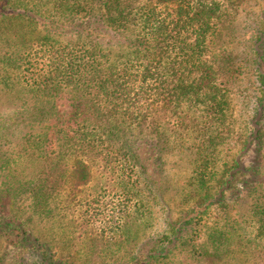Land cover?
I'll use <instances>...</instances> for the list:
<instances>
[{
  "label": "trees",
  "instance_id": "obj_1",
  "mask_svg": "<svg viewBox=\"0 0 264 264\" xmlns=\"http://www.w3.org/2000/svg\"><path fill=\"white\" fill-rule=\"evenodd\" d=\"M49 1L56 12L28 0H0V23L14 27L10 30L17 37L4 61L16 70L10 79L14 97L21 102L0 109V169L11 128L28 123L44 125L39 144L44 152L40 155L44 157L42 171L36 172L37 180L30 190L34 207H46L60 189H67L70 200H75L81 194L86 197L89 187H103L109 172L103 162L108 158H117L122 171L129 166L130 172L123 173L127 181L143 179L151 186L153 173L139 152H162L170 146L168 137L157 132L160 118L168 122L169 117H175L181 133H196L202 138V150L210 152L212 146L227 141L222 131L232 116L233 97L242 102V124L235 132L238 151L264 157V2ZM251 2L248 11L252 18L242 26L239 14L245 8L241 3ZM37 27L43 36L35 44L30 34ZM8 109L12 110L6 114ZM53 149L58 158L51 157ZM203 158L196 178L205 186L209 179L206 173L215 172V162L206 154ZM231 161L213 178L216 190H207L197 204L199 208L213 198L226 208L228 199L239 191L237 181H243L248 194L261 185L257 175L264 165L260 167L259 155L255 165L242 164L238 156L237 161ZM3 163L2 168L6 161ZM124 178L119 177L117 183L127 185ZM6 190L0 193V238L6 247L16 248L14 262L78 264L74 256H61L50 241L26 229L15 212L10 190ZM251 210L260 219L255 223L258 229L264 228L263 204L252 205ZM123 211L124 207L119 210ZM204 212L205 208L195 212L198 215L181 226L201 220ZM91 214L86 209L74 221H79L81 236L98 248L116 229L109 221L93 228V217L97 216L93 214L91 220ZM167 224L169 233L156 235L147 248L120 264H162L169 249H181L182 237L176 235L170 220ZM241 230L227 224L209 235V244H189L185 249L189 264H258L254 263L257 242ZM4 256L0 255V264ZM88 264L111 263L99 260Z\"/></svg>",
  "mask_w": 264,
  "mask_h": 264
},
{
  "label": "rangeland",
  "instance_id": "obj_2",
  "mask_svg": "<svg viewBox=\"0 0 264 264\" xmlns=\"http://www.w3.org/2000/svg\"><path fill=\"white\" fill-rule=\"evenodd\" d=\"M28 2L46 11L56 12L49 0H28ZM258 2L263 4L264 0H258ZM250 4L252 2L241 3V7L245 8V12L239 14V22L242 26H247L252 18L248 11L252 9ZM254 10L256 11L255 8ZM259 11L260 7H257L256 12L259 13ZM10 29L14 27L0 23V109L7 105L13 108L21 103L14 97L15 93L10 79L16 70L4 61L17 43V37ZM35 29L30 35H33V40L37 44L39 38L43 36V31L40 27ZM235 47H237L236 43L233 48ZM241 104L238 97H233L232 116L227 127L222 131L227 141L212 146L210 152L202 150L204 148L200 145L203 143L202 138L196 137V133L190 130H184L181 133L183 129L175 117H169L168 122L161 120V117L157 124H162L157 128V132L168 137L170 146L162 152H146V149L139 152L143 163L148 165L153 173L151 176H154L155 181L151 183V186H147V181L143 179H139L138 182L127 181L123 173L130 172L129 166L126 165L122 171L120 167L122 164L117 158H108L105 160L106 163L103 162V164H108L109 168V172L105 173L107 183L103 187L99 189L89 187L86 190V197L81 194L75 200H70L67 189H60L48 200V205L42 208L33 206L30 190L36 183V172L41 170L44 160V157L40 158L44 152H40L39 147L40 134L44 131V125L28 123L12 127L9 131V143L3 148L4 158L6 157L3 162L6 161V165L2 168L4 163H1L0 193L4 194L6 189L10 190L15 202V212L27 230L34 236L50 241L53 250L61 256H74L78 264L94 263L99 260H105L111 264L128 261L133 254H139L141 250L147 248L150 239L163 232L169 233L167 227L169 220L175 225L178 231L176 235L182 237L183 243L181 249L178 247L169 249L167 257L161 260L162 264H189L188 252L185 250L189 248V244L195 241L197 245L209 244V235L227 224H233L237 229L242 227L240 233H248L250 238L257 242V247L254 249V263L259 262L260 264L264 262V228L258 229L255 223L260 219L253 214L251 208L252 205L263 204L264 206V169L262 173H257L261 185L258 186L256 192L248 194L241 180L237 181L239 191L228 199L226 208L219 206L214 198L207 201V205L203 208L197 205L207 190L208 192L216 190V181L213 178H217L220 172L226 169L225 166L231 164L232 159L237 161V156L242 164L250 162L255 165L259 155L261 162L259 165L260 167L264 165V157L261 158V154L238 151L239 144L236 141L235 132L242 124ZM11 110L8 109L6 114ZM182 112L181 114L184 115L185 111ZM252 113H254L253 108ZM189 115L191 116L190 113ZM190 122L189 126H191ZM194 123L195 121L192 125ZM53 150L54 152H49L51 157L57 155V150ZM204 154L215 162L213 166L215 172L206 173L209 179L205 186L196 178L197 173L200 172ZM230 156L231 160H228ZM119 177L124 178L127 185H119L117 183ZM253 182L256 184L257 181L253 180ZM122 207L126 211L120 213L119 210ZM204 208L205 212L200 213L201 220L194 219L184 224V228L181 226L184 220L198 215L195 212L202 211ZM86 209L92 213L91 220L93 214L97 216L93 217V228L100 226L101 222L109 221L110 225L116 229L114 233L108 235L107 241L98 246L100 250L97 251V247L90 244V241L83 237L84 235L81 236L83 230L79 229V221L76 220V223L74 221V218L81 216ZM98 209L103 210V213L96 214ZM177 243L181 244L180 241ZM94 252L98 254V257H94ZM0 255H5L3 264H17L13 259L16 256V248L6 247L2 238H0Z\"/></svg>",
  "mask_w": 264,
  "mask_h": 264
}]
</instances>
